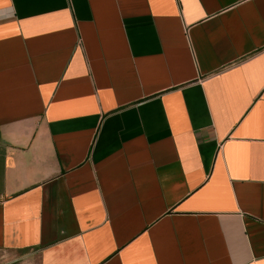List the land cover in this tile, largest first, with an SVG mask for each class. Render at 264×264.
I'll use <instances>...</instances> for the list:
<instances>
[{"label":"crops","instance_id":"obj_1","mask_svg":"<svg viewBox=\"0 0 264 264\" xmlns=\"http://www.w3.org/2000/svg\"><path fill=\"white\" fill-rule=\"evenodd\" d=\"M0 264H264V0H0Z\"/></svg>","mask_w":264,"mask_h":264},{"label":"built area","instance_id":"obj_2","mask_svg":"<svg viewBox=\"0 0 264 264\" xmlns=\"http://www.w3.org/2000/svg\"><path fill=\"white\" fill-rule=\"evenodd\" d=\"M0 202H2V201H0Z\"/></svg>","mask_w":264,"mask_h":264}]
</instances>
